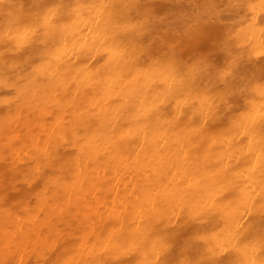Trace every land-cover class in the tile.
I'll return each mask as SVG.
<instances>
[{
	"label": "bare ground",
	"instance_id": "1",
	"mask_svg": "<svg viewBox=\"0 0 264 264\" xmlns=\"http://www.w3.org/2000/svg\"><path fill=\"white\" fill-rule=\"evenodd\" d=\"M171 2L189 14L200 15L203 6L212 4L221 11L192 30L173 20L118 37L123 54L110 53L98 63L93 57L85 60L80 49H90L97 60L103 54L104 35L98 34L103 20L99 30L95 22L82 26L66 44L52 46L54 67L62 64L72 69L70 74L30 86L16 102L5 103L0 91V264H54L58 259L71 264H111L115 259L136 264L157 238L165 243L161 260L167 264L196 258L187 209L156 215L148 192L159 186L163 174L174 187H190L196 195L211 183L213 170L185 162L175 130L163 119H144L143 113L157 97L164 99L162 93L175 77L185 94L191 88L213 99L217 118L236 115L252 95L231 88L234 78H258L264 61L252 55L249 62L247 48L221 47L219 41L238 19L223 10L227 0H156L155 6L163 10ZM36 3L0 0V26L9 12L26 13ZM129 14L136 16V9ZM225 89L229 96L219 101L217 93ZM176 102L172 99L165 111ZM89 119L94 121L90 128ZM129 129L130 134L121 135ZM69 138L78 141L75 153L64 143ZM48 145L71 158L64 155L68 163L63 169L44 168L41 178L26 183L23 171L37 149ZM50 177L58 179L44 191ZM199 229L211 237L217 226L205 219ZM118 246L126 254L117 257Z\"/></svg>",
	"mask_w": 264,
	"mask_h": 264
},
{
	"label": "snow or ice",
	"instance_id": "2",
	"mask_svg": "<svg viewBox=\"0 0 264 264\" xmlns=\"http://www.w3.org/2000/svg\"><path fill=\"white\" fill-rule=\"evenodd\" d=\"M155 3L156 0L126 4L103 0L99 3L38 0L26 13L9 12L0 26V91L6 96L4 102L18 101L38 82L57 74H70L72 69L62 64L57 63L54 67L52 46L60 41L66 44L70 36L76 37L83 31L82 26L89 27L95 22L99 30L103 20L102 32H98L104 35L103 54L97 60L90 49H80L85 60L93 57L98 63L110 53L114 56L123 54L118 37L135 35L150 26L172 23L173 20L183 24L186 30H192L216 19L221 11L215 4L205 5V11L195 15L174 2L163 10ZM130 9H136V16L129 14ZM223 10L232 12L238 19L232 21L229 34L219 41L221 47L225 50L247 48L249 62L252 55L264 61V0H227ZM236 63L239 64V59ZM259 71L258 78H234L231 88L247 90L252 95V99L245 102L244 110L236 115L217 118L213 99L191 88L185 94L175 77L174 84L162 93L164 99L157 97L143 113L144 119L156 122L163 119L175 130L185 162L213 170L211 183L196 195L191 194L190 187H174L163 174L159 186L148 192L156 215H163L169 209L176 215L177 207L187 209L186 226L193 229L189 238L196 258L185 264H264V63H260ZM229 91H220L217 99L226 102ZM172 99L177 101L176 104L171 111H165V105ZM86 123L90 128L94 121L89 119ZM79 130L77 125L76 131ZM130 131L121 135L130 134ZM64 143L75 153L78 141L69 138ZM64 155L71 158V154L53 152L50 145L37 149L23 171L24 181L31 183L41 178L42 170L47 167L63 169L68 163ZM168 174H171V168ZM55 179L58 177L45 181L44 191ZM205 219L217 226L211 237L199 229ZM164 250V241L154 239L151 250H146L144 258L136 264H167L161 260ZM114 251L117 257L126 254L120 246ZM54 264L71 262L58 259ZM111 264H123V261L115 259Z\"/></svg>",
	"mask_w": 264,
	"mask_h": 264
}]
</instances>
